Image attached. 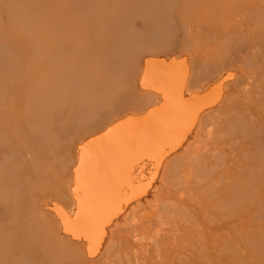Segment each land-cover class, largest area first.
<instances>
[{"label": "rangeland", "instance_id": "obj_1", "mask_svg": "<svg viewBox=\"0 0 264 264\" xmlns=\"http://www.w3.org/2000/svg\"><path fill=\"white\" fill-rule=\"evenodd\" d=\"M191 75L198 96L178 112L174 100L188 95ZM222 77L226 87L212 85ZM163 90L175 95L172 100L167 94L156 120L167 117L166 126L131 113L147 101L145 92L163 96ZM228 93L241 94V107L253 110L251 117L264 109V0H0V169L10 176L3 188L18 187L11 167L19 162L36 165L43 175L27 189V225L37 230L27 241L40 244L36 251L49 264H62L59 259L73 252L81 264H105L103 254L117 253L110 221L139 207L123 222L135 231L122 229L114 241H129L127 252L151 248L156 241L142 231L163 226L155 213L147 215L146 197L169 189L162 178L168 155L184 147L203 152L213 144L192 126ZM253 123L250 129L257 130V118ZM150 133L155 139L145 143ZM104 171L108 178H102ZM40 195L54 196L48 199L63 210L46 199L36 212L33 196ZM4 209L5 200L1 235L11 223L3 219ZM251 215L254 237L232 264H264V211ZM16 242L0 244V264H33L31 257L6 261ZM199 242L187 250L188 264H208ZM97 255L103 257L91 261Z\"/></svg>", "mask_w": 264, "mask_h": 264}, {"label": "bare ground", "instance_id": "obj_2", "mask_svg": "<svg viewBox=\"0 0 264 264\" xmlns=\"http://www.w3.org/2000/svg\"><path fill=\"white\" fill-rule=\"evenodd\" d=\"M173 52L177 53L178 51L174 50ZM229 69H231V66ZM229 71L227 70L229 74L227 72L226 74L228 76L227 78L230 79L231 75ZM232 71L234 72L233 69ZM226 74L224 75L226 76ZM225 76L223 77L226 78ZM223 77L222 79L219 78V81L217 80L216 84L212 85L217 86L220 83L218 87L223 86L224 84L222 83L227 80H223ZM241 77L242 74L239 78ZM186 81V85L189 82L186 92L188 95L184 98H176L174 100L173 96L175 95L168 94L166 90H163L166 93L160 96L157 93H153L155 89H150L153 92L149 91L144 93L148 99L140 107L141 109L134 110L131 113H136L137 115L141 113V116L145 114L147 120L144 118L143 121L149 123L156 122L158 116L161 114L160 109L164 108L163 104H166V100L170 99L168 97L170 95L179 107L177 108L178 112H181L179 110L180 108L184 111L194 100L192 97L198 96L196 92L199 90L197 89V84L193 82V75H191L189 81ZM253 81L254 76L248 81L244 91H248ZM185 84H183V87L186 86ZM185 89L187 88L184 87ZM157 90L158 92L160 91L159 89ZM208 90L206 87V91ZM168 92L173 93L169 90ZM181 95L183 94L181 93ZM240 95L230 96V93H228L224 96L223 102L220 103V100H218V102L213 103L214 105L220 103L218 107H214L213 105V108H206L203 114L201 113V116L194 121L195 124L193 123L192 127L197 132L196 134L208 136L209 140L213 143L207 150L197 152L195 149L193 150L189 147L179 148V151L176 150L178 152H174L175 154L172 152L173 154L168 155L169 158L166 156L168 151L167 154L164 153L168 160L165 157L167 162L162 170V178L169 183V189L162 194L150 196V199H148L149 196L146 197L147 201L144 202L149 208L147 215L152 212L155 213L159 218H156V216L154 218L157 221L159 219V223H161L159 225L163 226L161 229L157 228V231H142L143 236L149 240H155L156 244L145 251L144 248H141L137 253L127 252L130 247V242L123 239V236L118 242L114 241V235L122 229L124 230L123 234H126L127 231L125 232V230L127 228L129 229L128 232L131 230L135 231L130 224H123L125 219H131V217L137 215L139 207L135 208L133 205L134 209H125L127 213L119 214L117 218L114 216L115 220L113 217L112 221H110L111 223L115 221L110 226V232L114 231L112 240L114 245L117 243L115 246L117 253L103 254L107 255L105 264L109 262L112 264H188L187 260H189V255H187V250L189 248L191 249L192 246L194 249L196 248V240H199V243L204 245V248L207 250L205 253L207 260L209 258V262L206 263L232 264L234 263L237 250L248 247L249 241L254 237L253 234L255 233V230L251 229L252 226H249L251 214L261 212L262 210L264 211V112H262L264 109L257 108V111L254 110L256 115L254 116L252 114L251 117L250 115L253 110H250L246 106L241 107ZM226 99L227 103L224 105ZM172 100L167 102H173ZM239 108H241V112L238 111ZM244 110H247V114H244ZM218 111L219 114H216ZM132 115L126 116L132 117ZM118 116L121 117V115ZM165 118L167 117L162 116L156 122L158 128L166 126L168 121ZM253 118L255 121L257 118V130L250 129V124H254ZM210 123L214 124L213 128H209ZM150 137L149 139L147 138L145 143L148 141L152 143L155 139V134L150 133ZM45 157L46 159L49 158L48 154H45ZM168 163H172L174 168ZM188 165L194 166V169L197 171L196 177L193 176L195 173L192 174ZM39 169L36 168V165L32 167L26 161L13 165L11 167V176L17 181L18 187L16 185L15 190L12 188V191H7L3 188L7 180L10 179V176L6 171L0 169V201L5 200L3 219L6 217L11 222L9 223L10 228L2 235L0 234V244H5L10 239H18V242L13 243L14 249L11 254L5 257L7 262H9V258H11L13 263H18L21 258L27 259L31 257L33 264H49L46 261L45 254L36 251V248L40 244L34 240L27 241L28 236L37 231L35 228L27 225V223L32 221L30 217L32 211L28 200L27 189L42 175L38 173ZM109 176L110 172L105 173L104 171L102 178H108ZM74 184L71 188L72 192H75L73 190V187H75ZM207 192L210 198L206 196ZM75 194L78 196V191ZM45 196H33V208L36 212L41 211V205L46 199L47 202L45 204L52 202L48 199L49 196L54 198L52 195ZM77 196H75L76 199L72 197L75 204L78 198ZM56 199L58 200V198ZM59 200L61 201L60 198ZM52 203V208L54 207L53 209L57 210V212H59V209L63 210L62 205L61 208H58V204ZM47 206L49 207V205ZM70 243L75 244V246L78 245L79 249L83 247L82 244L76 242L70 241ZM81 251L83 253L82 249ZM1 254L3 253H0V256ZM97 256L91 261H97L103 257L101 255ZM194 256L191 250V257ZM76 259L77 255L73 252L70 253L68 258L64 256L59 260H62V264H81Z\"/></svg>", "mask_w": 264, "mask_h": 264}]
</instances>
